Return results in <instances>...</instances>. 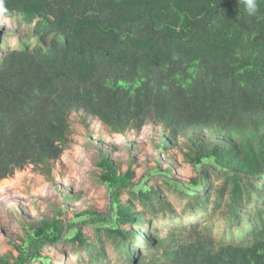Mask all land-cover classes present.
<instances>
[{"label":"trees","instance_id":"16d2710c","mask_svg":"<svg viewBox=\"0 0 264 264\" xmlns=\"http://www.w3.org/2000/svg\"><path fill=\"white\" fill-rule=\"evenodd\" d=\"M257 4L249 16L241 0H0L7 15L22 16L35 30L0 55V180L29 165L50 173L70 144L69 117L79 111L114 133L154 122L173 140L193 131L225 137L223 146L199 155L198 181L162 180L201 207L211 185L199 192L210 173L218 174L225 183L216 207L229 191L228 223L238 227L237 239L217 245L210 226L197 231L195 223L189 239L169 237L148 249L164 260L132 264H264V0ZM147 180L135 187L130 175L111 174L109 215L48 225L16 264L29 262L35 244L34 262L43 259L42 247L62 240L91 250L82 238L89 223L130 256L121 227L142 218L120 204L122 194L149 209L168 206Z\"/></svg>","mask_w":264,"mask_h":264},{"label":"rangeland","instance_id":"374dc122","mask_svg":"<svg viewBox=\"0 0 264 264\" xmlns=\"http://www.w3.org/2000/svg\"><path fill=\"white\" fill-rule=\"evenodd\" d=\"M33 27L34 24H26L22 16L7 15L0 8V55L6 49H16L25 38L34 37ZM69 120L70 144L51 162L50 173L29 165L0 180V188L4 180L16 183L15 187L0 189V264H16L28 240L48 225L57 221L68 225L80 218L109 215L113 202L105 179L113 173L130 175L135 187L148 179L145 184L153 190V197H160L168 204L166 208L154 202L153 208L149 209L128 192L122 194L120 204L132 210L137 218H142L140 224L121 227L127 234L128 240L124 241L130 256L125 253L126 249L120 250L112 237L108 238L103 230H94L89 223L82 227V238L91 245V250L79 240H62L41 248V257L50 261L34 262L35 244L27 264H132L135 258L146 262L152 258L164 260L160 250L150 252L148 249L169 237L189 239V231L194 230L191 226L195 223L197 231L210 226L211 239L217 245L228 243L230 238L237 239L238 227L231 228L228 223L229 191L216 207L225 183L218 174L210 173L208 185L199 192V196L206 194L211 185L210 202L201 207L194 206L198 203L195 197L172 190L162 180V176H169L184 184L198 181L203 172L198 169L199 155L213 150L216 145L223 146L229 139L216 138L206 131H193L173 140L154 122L145 125L141 131L132 129L122 134L114 133L84 111L73 113ZM245 230L242 226V231ZM142 241L146 242V247L139 248ZM101 250L104 252L100 254ZM91 256L96 258V263L92 262Z\"/></svg>","mask_w":264,"mask_h":264},{"label":"clouds","instance_id":"9594fccd","mask_svg":"<svg viewBox=\"0 0 264 264\" xmlns=\"http://www.w3.org/2000/svg\"><path fill=\"white\" fill-rule=\"evenodd\" d=\"M241 2L244 4L245 12L249 16L256 14L258 8L257 0H241Z\"/></svg>","mask_w":264,"mask_h":264},{"label":"bare ground","instance_id":"6f19581e","mask_svg":"<svg viewBox=\"0 0 264 264\" xmlns=\"http://www.w3.org/2000/svg\"><path fill=\"white\" fill-rule=\"evenodd\" d=\"M15 187L16 186V183L13 181V180H4V181H2V183H1V188L0 189H2V188H6V187ZM6 190V189H5Z\"/></svg>","mask_w":264,"mask_h":264}]
</instances>
